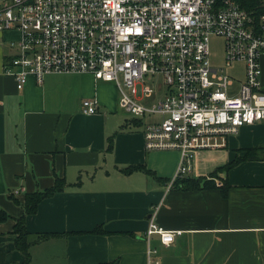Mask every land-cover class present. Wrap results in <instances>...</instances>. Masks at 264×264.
Instances as JSON below:
<instances>
[{
  "label": "crops",
  "instance_id": "obj_1",
  "mask_svg": "<svg viewBox=\"0 0 264 264\" xmlns=\"http://www.w3.org/2000/svg\"><path fill=\"white\" fill-rule=\"evenodd\" d=\"M19 38L17 31L0 32V211L9 215L0 222V264L24 262L16 219L26 194L52 187L56 176L67 181L65 190L26 220L29 264H149V248L159 264H264V159L220 172L215 188L168 190L180 152L146 149V124L117 114L114 83L91 74L49 75L17 89L6 66ZM86 99L98 101L96 114L84 113ZM257 147H264V122L229 136L224 149L201 152L190 177L209 179L241 150ZM133 165L151 173L122 172ZM152 214L161 228L182 232L173 244L148 239ZM98 227L106 233H92Z\"/></svg>",
  "mask_w": 264,
  "mask_h": 264
},
{
  "label": "built area",
  "instance_id": "obj_2",
  "mask_svg": "<svg viewBox=\"0 0 264 264\" xmlns=\"http://www.w3.org/2000/svg\"><path fill=\"white\" fill-rule=\"evenodd\" d=\"M7 31L20 33L6 66L19 91L30 77L42 84L49 75L91 74L114 83L120 107L136 119L159 117L145 126V147L180 152L168 190L193 175L201 152L224 149L229 136L264 122V16L234 0H0ZM212 36L225 42L227 67L244 65V82L213 66ZM156 78L154 90L148 82ZM83 106L93 115L99 103ZM181 233L150 215L148 239L169 246ZM148 254L159 264L151 260L157 250Z\"/></svg>",
  "mask_w": 264,
  "mask_h": 264
},
{
  "label": "trees",
  "instance_id": "obj_3",
  "mask_svg": "<svg viewBox=\"0 0 264 264\" xmlns=\"http://www.w3.org/2000/svg\"><path fill=\"white\" fill-rule=\"evenodd\" d=\"M236 1L242 9L245 11L252 13L257 20L264 16V0H234ZM135 124L141 123L139 120H134ZM264 159V147H257V148H248L241 150L235 160L228 163L225 166L219 167L216 171H214L210 178H191L186 177L184 179L179 180L175 187L180 189H202V188H215V179L218 178V174L220 172H229L232 170L236 165L240 164L243 161H252L257 160L261 161ZM145 172L150 174L151 172L143 165H133L129 166L125 169H122L123 173L132 174L134 172ZM68 183L64 178L56 176L55 182L52 187L46 188L44 190H37L32 193H27L23 202L24 213L21 217L16 219V223L14 225L13 233L16 235V246L17 249L20 250L23 255L25 256V260L22 264H29L30 261V247L32 245L30 233L27 230L26 220L27 217L30 215H35L38 211L40 203L47 199L51 198L54 195L61 193L65 190ZM222 187L224 192L227 191V184ZM16 203L21 204L18 200H15ZM9 219V215L4 212L0 211V222L6 221ZM92 233L97 234H105L106 231L98 227ZM47 236H40V239H44Z\"/></svg>",
  "mask_w": 264,
  "mask_h": 264
},
{
  "label": "rangeland",
  "instance_id": "obj_4",
  "mask_svg": "<svg viewBox=\"0 0 264 264\" xmlns=\"http://www.w3.org/2000/svg\"><path fill=\"white\" fill-rule=\"evenodd\" d=\"M210 51H211V60L214 67L225 69L228 75L232 76L234 79L238 81L244 82L245 67L243 64L236 63L231 67H227L226 65V60H225L226 51H225V42L223 38L218 36H212L210 41ZM148 84H150V86H152L154 90H156L158 87L162 85L161 80L159 78H156L154 82H148ZM165 92L166 90L162 88L159 91L158 98H161ZM117 114L122 115L123 117L126 118V120H131L132 118H134L132 114L126 112L123 109L122 111L119 109ZM152 120H154V118L149 116H146V118L143 119L145 124H149Z\"/></svg>",
  "mask_w": 264,
  "mask_h": 264
}]
</instances>
